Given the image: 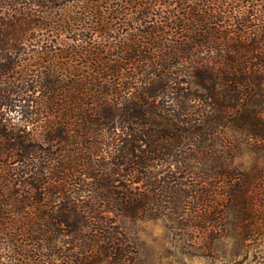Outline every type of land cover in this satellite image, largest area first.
<instances>
[{"label": "trees", "instance_id": "trees-1", "mask_svg": "<svg viewBox=\"0 0 264 264\" xmlns=\"http://www.w3.org/2000/svg\"><path fill=\"white\" fill-rule=\"evenodd\" d=\"M233 128L264 155V0H0V264H132L118 217L157 187L218 185L264 244V167L233 166Z\"/></svg>", "mask_w": 264, "mask_h": 264}, {"label": "rangeland", "instance_id": "rangeland-1", "mask_svg": "<svg viewBox=\"0 0 264 264\" xmlns=\"http://www.w3.org/2000/svg\"><path fill=\"white\" fill-rule=\"evenodd\" d=\"M226 135L233 139L235 168L249 172L256 165V157L259 161L257 165L264 167V155L253 151L246 133L233 128L227 129ZM101 141L112 142L109 138ZM117 141L115 139L114 142ZM201 166L198 164V167ZM182 167L178 161L156 164L149 180L158 183L167 169L174 172L171 175L179 177ZM204 176L199 169L192 175L195 181ZM151 185L149 183L148 187ZM199 185L191 187L194 189L183 198L184 202L173 203L165 201L167 193L157 187L154 205L140 210L135 216L122 214L118 217L119 225L136 250L132 264H264V244L249 236L248 230H245L246 239L239 236L241 226L238 221L243 216L241 210L228 205L220 211L218 193L223 190L218 185H211L215 193L207 200L199 194L200 190H196ZM188 189L182 184H170L169 187L171 195L177 197ZM244 216L249 217L247 212ZM220 219H224L225 223Z\"/></svg>", "mask_w": 264, "mask_h": 264}]
</instances>
